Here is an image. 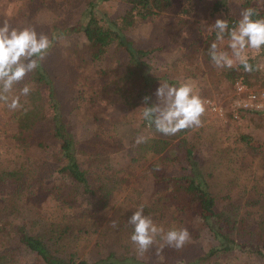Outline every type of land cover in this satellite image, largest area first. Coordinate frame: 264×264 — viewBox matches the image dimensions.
<instances>
[{
    "label": "trees",
    "instance_id": "trees-1",
    "mask_svg": "<svg viewBox=\"0 0 264 264\" xmlns=\"http://www.w3.org/2000/svg\"><path fill=\"white\" fill-rule=\"evenodd\" d=\"M121 1L130 5L124 15L101 20L92 9L87 10L86 22L78 27L94 61L103 59L114 43L122 48L120 66L113 73L101 71L105 81L92 98L96 102L103 97L112 103L117 112L110 122L118 120L127 127L135 121L131 120L138 108L153 104L149 83L153 76L147 57L154 49L135 45L129 33L138 21L154 19L170 10L173 0ZM244 7L264 16V9L254 5L253 0H244ZM209 38L204 49L205 56L211 59L208 48L216 36ZM260 54L264 57V49ZM249 63L251 70H245L243 65L224 68L221 81L243 80L250 86L263 83L259 60L252 57ZM55 74L41 61L37 69L14 85L7 94L8 102L0 100V139L13 142L17 148L13 156L0 159V264H170L166 258H124L115 251L116 245L131 253V249L138 248L130 239L133 226L128 222L133 204L144 205L145 214L165 229L175 226L189 231V241L179 249L156 239L162 252L176 254V264H217L227 252L243 246H248L243 251L263 261L264 140L258 143L251 135L240 133L234 137L233 148V143L223 142L222 135L212 129L191 139L188 134L193 127L172 135L157 131L160 135L153 136L148 130L156 131L155 127L141 118L129 129L134 156L125 165L114 156L117 141L106 131L104 122L86 134L84 141L76 138L68 111L63 110L58 99ZM25 84L32 86L27 96L20 95ZM45 88L53 109L50 115L44 112ZM13 96H19L16 109L7 106ZM241 116L264 129V112H244ZM140 135L146 139L136 143ZM201 138L213 146L207 158L199 150ZM227 138H231L230 134ZM174 144L178 145L174 160H184L187 165L180 172L171 168L174 160L163 155ZM242 152L255 159L244 185L240 184V174L233 173ZM143 164H147L142 173L146 185L130 189L125 197L128 209L106 219L109 208L130 187L127 169ZM49 196L62 202L67 214L51 222L30 217L27 203ZM83 220L87 221L85 226L80 224ZM205 233L219 244L190 263L186 253Z\"/></svg>",
    "mask_w": 264,
    "mask_h": 264
},
{
    "label": "rangeland",
    "instance_id": "rangeland-1",
    "mask_svg": "<svg viewBox=\"0 0 264 264\" xmlns=\"http://www.w3.org/2000/svg\"><path fill=\"white\" fill-rule=\"evenodd\" d=\"M253 3L264 9V0H253ZM91 9L99 19L110 20L124 15L130 9V5L121 0H0V24L8 19L13 27L33 26L37 32L47 34L50 39L56 37L42 59V64L56 72L58 99L63 110L68 111L76 138L81 142L84 141L86 134H91L99 122H104L106 131L115 136L117 141V147L113 151L115 158L128 165L131 157L134 156V148L130 144V128L136 125L137 120L143 118V107L137 109L135 118L131 120L135 121L126 127L118 120L110 122L117 110L115 111L114 105L107 99L102 97L97 98L96 102L93 101L95 90L105 81L101 71L115 72L122 62L123 51L121 46L114 43L103 59L94 61L90 58L86 48V38L78 25H84L88 18L87 10ZM244 9V0H173L170 10L154 19L138 21L129 33V39L135 45L154 49V53L147 57L149 70L153 76V79L149 80L153 104H163L164 97L158 98L156 89L164 82L168 84L191 82L194 91L205 101V112L201 116L202 124L193 127L188 134L191 139L203 134V131L209 132L212 129L222 135L223 142L231 145L233 143V148L236 146L234 137L239 136L240 133L251 135L258 143L264 140V129L256 128L254 123L242 117L241 113L239 117H235L227 100L225 104L228 103L229 107L226 108V117H221L210 110L206 102L207 99H216L221 95L228 99L233 88V83L221 81L224 68L217 67L205 56L204 48L208 45L209 37L216 36L215 30L210 29L209 26L218 18L233 23L234 19L237 21L240 18ZM252 57L260 61L262 55L260 51L253 54L250 50L249 58ZM43 90L47 96L48 90L46 88ZM52 110L47 96L44 112L50 115ZM148 134L160 135L157 131L150 130ZM228 134L230 139L227 138ZM198 145L202 157L207 158L213 151V146L204 138L200 139ZM16 150L13 142L0 139V159L13 156ZM177 151L178 145L174 144L163 155L173 161ZM239 158L237 166L234 167L236 172L233 170V173L240 174V184L244 185L247 183V176H251L255 159L244 152ZM174 162H170V166L175 172H180L182 166L187 167L184 160L181 163L175 159ZM146 167L147 164H143L137 165L135 169L134 167L127 169L130 173V187L112 204L106 219L128 209L129 203L125 197L130 193V189L146 185L145 175H142ZM85 201L87 204L91 202ZM136 208L137 206L133 204L131 210L135 211ZM27 212L30 217H39L44 222H51L63 218L68 211L56 197L49 196L30 200L27 203ZM86 222V220L80 221L81 226H85ZM218 244L214 237L205 233L204 237L187 251V258L191 260L190 263H194V259L197 260L208 254L209 250ZM247 247L243 246V249ZM89 249L90 246L86 252ZM114 249L124 258L135 256L139 260L150 261L166 258L170 264L179 263L176 254L162 252L161 245L157 241L143 251L133 248L131 253L120 245H116ZM243 249L227 252L218 259L217 264H246L251 261L264 264V259L259 261L257 257Z\"/></svg>",
    "mask_w": 264,
    "mask_h": 264
},
{
    "label": "clouds",
    "instance_id": "clouds-1",
    "mask_svg": "<svg viewBox=\"0 0 264 264\" xmlns=\"http://www.w3.org/2000/svg\"><path fill=\"white\" fill-rule=\"evenodd\" d=\"M209 28L215 30L216 34L208 48L211 61L217 67L243 65L245 70H251L249 51L254 54L264 49V16H259L252 8H246L233 27H229L226 19L218 18ZM55 39V36L50 39L47 34L37 32L33 26L13 27L8 19L0 24V100L9 101L7 94L27 73L38 68ZM31 91L32 86L25 84L20 89V95L27 96ZM156 96L164 97L163 104L145 106L142 111L143 118L156 131L172 135L181 129L202 124L205 101L194 91L191 82L161 83L156 89ZM7 106L16 109L19 96H13ZM145 139V136L140 135L136 143ZM128 222L133 226L130 239L140 251L146 250L158 237L177 249L190 239L186 228L172 226L165 229L162 224H158L150 215L145 214L142 204L137 206Z\"/></svg>",
    "mask_w": 264,
    "mask_h": 264
},
{
    "label": "built area",
    "instance_id": "built-area-1",
    "mask_svg": "<svg viewBox=\"0 0 264 264\" xmlns=\"http://www.w3.org/2000/svg\"><path fill=\"white\" fill-rule=\"evenodd\" d=\"M258 66L264 73V57L260 59ZM262 80L263 83L254 86L238 80L233 83L232 93L228 99L221 95L216 99H207L206 102L210 110L221 117H226L229 104L235 117H239L240 113L244 112H264V77ZM226 100L229 104H225Z\"/></svg>",
    "mask_w": 264,
    "mask_h": 264
}]
</instances>
